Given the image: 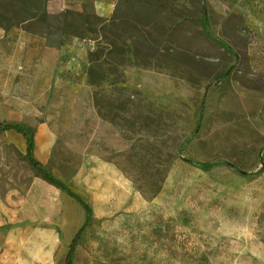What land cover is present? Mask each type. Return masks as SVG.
I'll use <instances>...</instances> for the list:
<instances>
[{"label": "rangeland", "instance_id": "1", "mask_svg": "<svg viewBox=\"0 0 264 264\" xmlns=\"http://www.w3.org/2000/svg\"><path fill=\"white\" fill-rule=\"evenodd\" d=\"M157 1L98 86L94 42L0 27V125L31 129L35 159L91 207L73 264H264V0ZM26 153L0 133V264H66L86 212Z\"/></svg>", "mask_w": 264, "mask_h": 264}, {"label": "trees", "instance_id": "2", "mask_svg": "<svg viewBox=\"0 0 264 264\" xmlns=\"http://www.w3.org/2000/svg\"><path fill=\"white\" fill-rule=\"evenodd\" d=\"M52 1L56 0H0V27H4L6 32L15 27L26 28L25 30L33 35L50 39V46L62 47L69 38L94 42L97 48L89 54L90 66L87 74L88 82L93 86L102 82L104 63L117 62L121 56L127 54L130 49L127 42L131 39L129 32L131 28L136 27L134 24L139 26L137 30L146 34V26H152L160 17L146 22V9L164 8L157 0H120L113 17L104 19L94 12L93 0H81L82 11L66 10L58 15L48 11V3ZM10 131L21 133L26 138L25 158L31 168L49 185L78 201L86 212V222L73 239L66 259V264H73L75 250L91 220L92 209L67 184L54 178L35 159V138L31 129L21 124L0 125V133ZM160 190L157 188L150 191L151 196L156 197Z\"/></svg>", "mask_w": 264, "mask_h": 264}]
</instances>
